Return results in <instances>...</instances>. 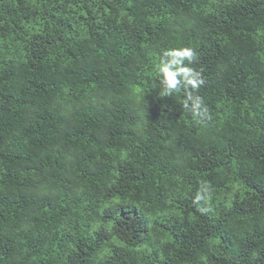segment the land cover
Listing matches in <instances>:
<instances>
[{"label": "trees", "instance_id": "obj_1", "mask_svg": "<svg viewBox=\"0 0 264 264\" xmlns=\"http://www.w3.org/2000/svg\"><path fill=\"white\" fill-rule=\"evenodd\" d=\"M0 264H264V0H0Z\"/></svg>", "mask_w": 264, "mask_h": 264}, {"label": "clouds", "instance_id": "obj_2", "mask_svg": "<svg viewBox=\"0 0 264 264\" xmlns=\"http://www.w3.org/2000/svg\"><path fill=\"white\" fill-rule=\"evenodd\" d=\"M197 59L198 53L190 46L163 50L158 63V86L165 96L183 91V109L189 112L197 123L206 124L212 119V115L204 97L197 94L205 84L202 72L191 67ZM209 195L210 185L202 183L200 191L196 194V201L207 199Z\"/></svg>", "mask_w": 264, "mask_h": 264}]
</instances>
